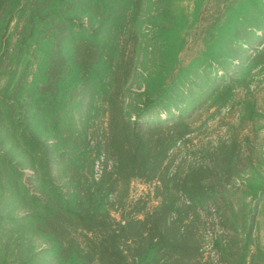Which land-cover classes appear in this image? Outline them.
<instances>
[{"label":"rangeland","instance_id":"rangeland-1","mask_svg":"<svg viewBox=\"0 0 264 264\" xmlns=\"http://www.w3.org/2000/svg\"><path fill=\"white\" fill-rule=\"evenodd\" d=\"M72 5L0 0V264H264V0Z\"/></svg>","mask_w":264,"mask_h":264},{"label":"trees","instance_id":"trees-1","mask_svg":"<svg viewBox=\"0 0 264 264\" xmlns=\"http://www.w3.org/2000/svg\"><path fill=\"white\" fill-rule=\"evenodd\" d=\"M83 1V0H80ZM93 1H96V7L100 6L101 3H104L105 9L108 11H110L111 13L109 15H100L101 21L99 22H103L105 20L110 19L109 21L111 22L110 24V28L113 29V31L116 30V27L118 25V22L122 23V14L120 13H116L114 10L116 9L117 5L123 6L126 5L127 7H131L133 4V0H85L86 3V7L85 9H80L81 7H79L78 5L75 6H71V9H69V11H65V12H69L71 14L74 15H79L80 13L83 14H90V16L88 15V18L90 20V22H93V19L95 18V15L91 9V5L93 3ZM121 8V7H120ZM120 15V18L118 19ZM103 20V21H102ZM95 24V23H94ZM101 25V24H100ZM92 27V26H90ZM88 27V31L90 32L92 37H96V35L98 34V31H100V29H98L99 26L94 28H90ZM109 36V35H108ZM107 36V37H108ZM69 40V37H68ZM95 41V40H94ZM113 42L112 39H109L108 41H106L103 44L102 50L99 51V49H95L94 55L96 57V60L94 63H92V67L90 68L89 74H86V71H82L79 69V67L76 65L75 70L70 74L71 76V81L72 84H79L81 81L87 83L88 85L91 86L92 89H100V86L103 88V90L105 92H108L109 89L114 87V83L117 80V76L118 74L121 72V70H119L120 66L118 65L117 61H116V47L114 48V44L111 45ZM93 47H98V45L94 44ZM166 56H169L166 54ZM174 56V55H173ZM122 73V72H121ZM83 74V75H82ZM88 76H86V75ZM46 75H48V73H46ZM101 88V90H102ZM91 89L92 92H94ZM155 92H153L155 95H150L152 93H148L147 91L143 93V96L145 98V106L153 101H155L157 98H159L160 94L159 92H157L158 86H156L155 84ZM103 91V92H104ZM111 104V103H110ZM145 108V107H144ZM144 108L142 109L141 113H144ZM168 115V114H167ZM160 116V115H159ZM156 116V117H159ZM160 118V117H159ZM168 118V117H167ZM168 120V119H167ZM153 122H157V121H153ZM169 123V122H168ZM168 123H159L160 126L164 125V126H174L176 124H168ZM182 123L183 121L180 120L178 124H180V127H182ZM19 138L23 139L25 138V135H20ZM143 145V143H141ZM164 145V143H163ZM117 148V147H116ZM147 145L144 143L143 147H142V151L146 152ZM29 149V151L36 153V154H40L37 150L36 147L32 144H29V146H27V150ZM130 149V147H129ZM122 151H125V148L122 149ZM131 159H135V155H133L131 157ZM149 164V161H145V165Z\"/></svg>","mask_w":264,"mask_h":264}]
</instances>
